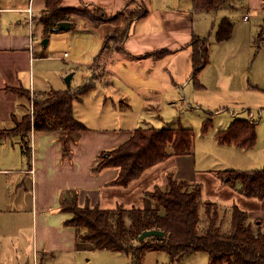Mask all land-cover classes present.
<instances>
[{
	"label": "crops",
	"instance_id": "0c3cea01",
	"mask_svg": "<svg viewBox=\"0 0 264 264\" xmlns=\"http://www.w3.org/2000/svg\"><path fill=\"white\" fill-rule=\"evenodd\" d=\"M255 1L259 3L262 0ZM129 2L145 7L147 13L130 23L120 45L121 51L117 52L125 57L115 59L107 71L120 73L118 67L122 64L127 71L130 69L127 66L130 61L131 66H134L133 72L153 81L157 84L155 87L161 84L163 90L170 93L165 96L162 94L156 100V94L152 95L155 92L154 88L145 85L147 92L140 106L118 105L117 103L125 99L128 92L121 89L123 86H110L112 83L109 79L113 74L109 73L107 82L104 81L107 83L106 86H101L103 94L96 101V116L93 119L95 122L107 124L106 126L93 127L90 124L89 128L85 126L87 128L85 132L32 129L29 133L27 154L24 153L19 134L12 133L0 137V233L11 234L6 229L10 228V224L14 226L17 211L27 212L24 209L27 205L31 220L35 227L37 226V233L34 232L32 235L31 247L32 261L35 260L37 264H42L46 253H50V258H53L50 251L65 252L77 246H87L94 250L90 244L79 242L77 229L64 224L71 218V214L63 209L73 199H76L79 207L114 209L121 206L126 209L133 207L156 209L157 203L147 197L145 192L152 191L155 187L165 190L168 174L185 182L189 188L199 185L203 203H214L222 208L236 205L247 213V223L252 226L256 221L264 219V200L244 197L235 187L221 182L215 173L225 169L217 166V163L222 161L221 153L227 151L222 146L233 145L219 144L216 140V134L226 127L218 129L213 135L214 140L209 141L213 163L197 165L194 135L191 154L172 155L146 169L125 187L112 184L118 176V169L96 170L101 161V154L125 142L139 127L138 124L147 123L148 127H154L148 120L159 118L162 110L155 107V104L166 107L175 105L174 100L180 98L175 89L181 87L182 80L185 79L187 85H193L190 80L192 74L190 43L193 36L199 37L201 33L197 32L194 21L195 16L198 17L200 13L194 11L192 0H61L60 6L66 9L98 8L106 14L114 15L127 8ZM28 8L31 9L30 29L26 12ZM43 11L42 0H0V131L11 130L15 126V121H20L28 113L32 115L33 101L22 96L20 90L34 95L50 89H72V86L67 85L53 87L48 85V82L36 83L31 72L36 57L47 58L44 51L36 54L38 45L45 48L52 38H61L65 41L67 38L68 41H72L73 36L70 33H60L63 31L44 34L39 19ZM248 18L247 16V19H243L247 21ZM65 22L74 26L72 21ZM29 32H32L34 42L30 51ZM91 33L88 34L94 38L95 33ZM92 42L96 43L94 39ZM161 51L168 53L161 57L156 55ZM64 54L66 53H63V56ZM96 55H92L93 60ZM91 63L84 65V75L89 74ZM72 69L65 68L64 74ZM162 74L168 78V85L165 87L163 82L166 81L162 79ZM202 74L200 85L206 86L205 82L201 81ZM181 76L183 79H180ZM157 79H160L159 83ZM190 87L196 89L194 85ZM14 89L20 94L13 92ZM74 106L73 100V116L78 121ZM181 118L183 115L179 113L178 117H174L168 123L163 122L162 126L169 124L176 127V121L181 123ZM235 119L238 118L233 116L232 120ZM93 133L99 142L92 138ZM40 226L41 235L38 232ZM197 255L199 258L193 263H208L207 255L203 253Z\"/></svg>",
	"mask_w": 264,
	"mask_h": 264
},
{
	"label": "trees",
	"instance_id": "16d2710c",
	"mask_svg": "<svg viewBox=\"0 0 264 264\" xmlns=\"http://www.w3.org/2000/svg\"><path fill=\"white\" fill-rule=\"evenodd\" d=\"M44 11L40 17L44 34L54 32L59 22H65L77 9L61 8V0H42ZM228 0H192L195 12L209 13L224 8ZM133 4L129 2L128 6ZM139 5V4H138ZM128 21L121 42L131 22L147 13L145 7ZM101 10V9H99ZM127 8L117 12L124 13ZM102 11V10H101ZM131 15V14H130ZM70 21V20H69ZM233 27L228 19L219 25L216 41L228 40ZM206 39L193 36L190 43L192 74L190 80L196 89H202L198 75L209 62V46ZM121 50V48H120ZM103 46L94 58L99 60ZM168 51L157 52L159 57ZM95 82V81H94ZM87 83V82H86ZM82 84L75 89L54 90L34 94L32 115H25L15 121L11 130L0 131V137L19 134L24 153L27 154L29 133L33 130H62L65 132H85L87 128L73 116L72 103L78 96L95 87ZM24 97L28 92L13 90ZM177 122V121H176ZM207 122L202 132L207 131ZM255 123L235 119L224 130L216 134L219 144H233L239 148H250L255 144ZM194 133L178 122L176 127L166 124L160 128L138 127L133 134L115 149L101 154L96 170L118 169L113 185L125 187L137 179L146 169L172 155L191 154ZM221 182L235 187L246 198L264 200V167L252 170L226 169L215 172ZM166 189L155 187L145 195L157 203L156 209L130 208L118 206L114 209L79 207L73 199L63 209L71 214L65 226L78 230V240L88 243L95 251H110L125 254L129 264H142L148 252H165L171 263H178L192 253L208 256L207 264H264V219L247 223V213L236 205L222 208L200 198V186L192 188L173 175L166 176ZM157 230L162 236H151L138 240L141 233Z\"/></svg>",
	"mask_w": 264,
	"mask_h": 264
},
{
	"label": "rangeland",
	"instance_id": "374dc122",
	"mask_svg": "<svg viewBox=\"0 0 264 264\" xmlns=\"http://www.w3.org/2000/svg\"><path fill=\"white\" fill-rule=\"evenodd\" d=\"M77 10L78 12L67 17L74 26L68 32H60L73 35L72 41H68L67 38L66 41L61 38H52L45 48L38 45L37 52L33 53L38 54L44 51L47 58L36 57L31 72L35 76L36 83L48 82V85L53 87L66 86L65 77L74 72L70 80L72 89L86 82L90 85L95 84L93 89L74 99V111L78 121L86 127L89 128L90 124L93 127H102L107 124L93 120L96 116V101L102 97L101 86L107 84H105L107 74L110 73L107 71L108 66L115 59L125 57L122 53L117 54L121 51L120 41L128 21L140 13L141 8L138 4L133 3L127 7L124 13L116 16L106 14L98 8ZM244 16L249 17L247 21H244ZM194 19L196 30L201 33L199 38L206 39L209 46V62L198 75L200 80V75L203 73L201 81L205 82L206 86H203L202 89H194L190 87L193 85H187L185 79L182 80L181 87L175 89L180 95L179 100H174L175 105L166 107L151 102L162 110H160L159 118H152L148 122L154 127H161L163 122L168 123L181 113L183 118L180 119V124L194 130V153L199 166L201 163H213V157L209 151L211 145L209 141L214 140L213 135L218 129L227 128L230 125L233 116L255 123V144L247 149L233 145L222 146L227 151L221 153L222 161L217 163V166L223 167L220 169H260L264 167V0L259 3L255 0H228L224 8L210 13H200ZM223 19H228L232 24V35L228 40L217 42V31ZM87 32L95 33L94 38L90 37ZM93 39L96 43L92 42ZM101 44L103 52L99 60L94 61L92 55L98 53ZM63 53L68 56L64 57ZM89 62H92L91 67L89 66L91 70L88 75H84V65ZM130 63V61L127 63L130 69L126 68L129 70L125 71L124 64H122L123 67L120 65L118 67L121 70L120 73L114 71L110 73L113 74L109 79V82L112 83L110 86H123L124 88L121 89L128 92L125 99L117 103L118 105L140 106L147 92L145 85L154 88L155 92L152 95L156 94V100L162 94L165 96L170 93V91L163 90L161 84L155 87L157 84H154L153 81L133 72L134 66H131ZM67 67L73 69L64 74V69ZM164 75L162 74L161 77L166 81L163 82L165 87L168 85V78ZM180 79H183V76ZM157 82L159 83L160 79H157ZM199 83L202 85L200 81ZM28 94L27 99L33 101L34 95ZM205 122L209 125H207V131L203 133L202 127ZM176 123L178 124V122ZM137 126L145 128L148 127V124L140 123ZM91 131L95 132V130ZM91 136L99 142L94 133ZM24 209L27 212L17 211L14 226L12 227L10 224V228L6 229L11 234L0 233V264L26 262L32 264L33 262L32 235L34 232L37 233V226L35 227L31 220L27 205ZM37 224L38 218L36 219ZM38 232L41 235V226ZM50 252L53 258H50V253H46L42 264H129L130 262V258L125 254L95 251L87 246H77L65 252ZM197 254L192 253L183 257L178 263H171L165 252H148L144 255L142 264H155L157 261L159 264H195L193 261L199 258Z\"/></svg>",
	"mask_w": 264,
	"mask_h": 264
},
{
	"label": "water",
	"instance_id": "95a60500",
	"mask_svg": "<svg viewBox=\"0 0 264 264\" xmlns=\"http://www.w3.org/2000/svg\"><path fill=\"white\" fill-rule=\"evenodd\" d=\"M72 27V24L69 23V22H59L57 24V26L55 27V30L56 31H67L69 30L70 28ZM46 41H44L45 43ZM71 77H72V73L68 74L64 81H65V84L69 87L70 86V80H71ZM163 233L160 232V231H157V230H147V231H144L143 233H141L138 237V240H143L145 238H148V237H151V236H162Z\"/></svg>",
	"mask_w": 264,
	"mask_h": 264
},
{
	"label": "built area",
	"instance_id": "2783aa9c",
	"mask_svg": "<svg viewBox=\"0 0 264 264\" xmlns=\"http://www.w3.org/2000/svg\"><path fill=\"white\" fill-rule=\"evenodd\" d=\"M26 12L28 13V23H29V29L31 28L32 26V23H31V9L28 8L26 10ZM244 19H247V16H244ZM32 43H33V34L32 32H29V51L32 49ZM64 56H66V54H64ZM33 264H37L35 260H33Z\"/></svg>",
	"mask_w": 264,
	"mask_h": 264
}]
</instances>
